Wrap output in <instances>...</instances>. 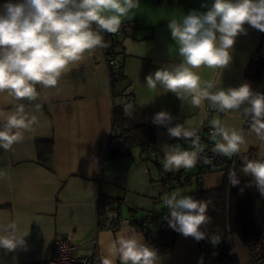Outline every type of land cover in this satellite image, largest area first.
Here are the masks:
<instances>
[{"label": "crops", "instance_id": "crops-1", "mask_svg": "<svg viewBox=\"0 0 264 264\" xmlns=\"http://www.w3.org/2000/svg\"><path fill=\"white\" fill-rule=\"evenodd\" d=\"M7 0H0L3 5ZM18 2V0H13ZM213 0H139V7L132 10L122 23H130L128 31L117 34L118 49L124 53L123 71L132 87V98L143 112L144 119L155 129V152L152 153L163 163L164 145L179 144L170 140L167 129L154 125L155 113L167 111L173 117L172 126L190 120L192 127H199L202 109L195 108L190 98L179 99L171 92L157 86L149 89L145 77L163 66L179 63L176 45L171 37L168 22L180 18L190 10L205 12ZM206 5V7H202ZM247 34L236 38L230 66L224 71L202 68L203 79L215 77L222 87H238L249 83L255 92L264 93V71L256 80L245 77L244 71L252 52L264 58V33L245 25ZM108 64L102 48L86 56L79 66L66 73L56 88L43 89L37 85L39 97L34 102L21 101L26 110L37 117L31 131L25 132L22 141L14 144L10 151L0 148V225L14 221L19 232H28L26 245L14 252L0 249V264H46L51 256L55 239H69L84 244L79 253H88V240L97 237L101 254L106 253L112 239L122 227H133L143 235L145 243L156 234L158 222L151 224L147 231L137 230L131 223H121L116 230L97 226V198L100 194L120 197L123 200L121 214L116 222L127 219L130 209L138 215L146 212L168 215L162 199L167 194L158 181L161 174L154 160L129 155L112 158L105 151L112 127V106L116 96L110 84ZM123 83H118L119 93ZM116 93V92H115ZM124 100V97L119 94ZM17 102L7 94H0V109L12 110ZM39 104L37 111L35 105ZM207 104L203 111L207 112ZM220 119L228 127L243 129L246 144L237 155L226 157L241 163L250 156L264 157V142L255 134L248 133L249 124L236 112L219 113L213 111L212 119ZM219 139V137H217ZM38 140L52 142V152L45 163L38 160L36 143ZM117 142H120L116 140ZM132 149V148H131ZM156 159V158H155ZM221 164L211 171L201 173L197 181L171 189L168 194L196 190L198 187L213 188L221 185L225 170ZM197 168L181 169L179 172L195 174ZM251 191L253 184H249ZM112 206L115 207L114 204ZM254 218L256 220L255 214ZM234 258L244 264L247 253L237 239ZM203 246V248L200 247ZM244 249L245 257L239 250ZM212 256L205 259V253ZM218 250H208L204 243L178 233L173 247L160 254L161 264H213L212 260L223 261L217 256ZM236 256V257H235ZM225 263V262H224ZM119 264V261H117Z\"/></svg>", "mask_w": 264, "mask_h": 264}, {"label": "clouds", "instance_id": "clouds-1", "mask_svg": "<svg viewBox=\"0 0 264 264\" xmlns=\"http://www.w3.org/2000/svg\"><path fill=\"white\" fill-rule=\"evenodd\" d=\"M138 7L139 0H7L0 5V94H7L17 102L12 110L0 109V148L10 151L37 122V117L20 102L36 101L37 85L43 89L56 88L62 77L86 56L98 48H106L101 32L117 33L123 19ZM245 25L264 33V0H213L205 12L190 10L171 19L168 28L179 63L148 74L145 84L153 90L159 85L179 99L190 98L193 107L202 109L204 118H207V112L203 111L205 104L219 113L236 112L248 122V133L264 142V93L253 91L249 83L222 87L215 77L203 79L199 71L227 69L233 59L231 52L236 38L247 34ZM35 108L38 111L40 105ZM124 114L132 115L130 105H125ZM173 119L169 112L160 111L154 114L152 122L165 127L171 138L190 141V150L179 144L164 145L163 169L190 170L201 162L204 152L199 129L190 126V120L172 126ZM210 129V139L215 141L211 148L214 154L237 155L246 144L243 129L228 127L220 119H212ZM202 163L210 164L211 160L204 156ZM241 171L252 178L264 196V158H245ZM3 177L0 171V178ZM228 177L233 185L239 183L235 169L229 171ZM209 203L178 193L162 199L168 209L169 227L197 241L209 235L202 230L212 221L207 215ZM27 235L28 232L18 231L14 221L0 225V249L14 252L23 248ZM211 242L218 243L219 238L211 235ZM98 259L100 264L162 261L158 250L129 226L121 228Z\"/></svg>", "mask_w": 264, "mask_h": 264}, {"label": "trees", "instance_id": "trees-1", "mask_svg": "<svg viewBox=\"0 0 264 264\" xmlns=\"http://www.w3.org/2000/svg\"><path fill=\"white\" fill-rule=\"evenodd\" d=\"M117 34L118 33H108L106 42L108 46L105 48L107 54H104V56L107 63L111 58L115 59L113 67L109 64L108 70L110 73V84L115 95L120 94L124 97V100L114 103L112 112L113 117L116 119V123L113 127L115 132L114 138L125 146V151H113L111 153H107V155L112 158L129 155L131 148L137 146L141 148L140 153L143 155L145 154L146 159H149L146 155L154 153L156 148L150 146V144L155 141L156 129L144 119L143 112L136 103L135 99L132 98L133 91L131 90L129 93L125 94V91L129 86H131V83H129L127 76L123 71L125 56L123 51L118 49L120 44L116 38ZM109 54L111 56H108ZM262 71H264V58L260 56L258 48H256L247 62L244 75L250 80H256L261 76ZM118 83L124 84L119 93L116 90ZM125 105L131 106V116H126L124 114ZM208 112V116L210 117L213 110L209 108ZM210 141L215 144V141L211 139ZM184 146L187 147L190 145ZM36 149L38 160L45 163L51 155L52 142L49 140H38L36 143ZM226 159V156H223L222 161L219 164L221 165L225 163V166L223 167L225 170V178L221 185L207 189L198 187L196 190L185 192L183 196L191 195L197 200L210 201L207 215L212 217V221L206 225L205 228H202V230L209 233V235L207 238L200 240L199 243L203 244L205 241L211 240V235L215 237L221 235L226 242V250H228L229 242L233 244L231 245L232 250L231 252L228 250V253L225 252L228 254V257L226 254L222 255L223 253L220 251L216 254L222 259V261L225 262H223V264H228V261H230V264H233L232 253L235 254V239H237L241 244H245L250 240H259L260 233L254 218V196L249 188L251 179L248 175H245L241 171L243 165L241 160L237 158L232 166V161ZM154 161L158 165L161 172L158 181L161 185H163L164 192L166 191L165 193L167 195L173 188L183 186L194 180H199L201 173L204 172L202 167L197 166L195 167L198 171L195 174L185 173L182 175L180 172H165L163 169V163L158 162L157 157ZM213 168L215 167H208V171H211ZM231 169H235L239 179V183L236 185H233L228 177ZM175 176L176 178L179 177L182 181L180 185L171 183V180ZM107 204L115 205V209L117 210L119 217L123 207L122 198L109 197L107 195L100 194L96 202L97 215H102L104 213L103 209ZM130 210L131 211L129 212L128 217L130 215L133 216L130 223L137 230L147 231L151 224L159 221L156 234L150 241L147 242L148 245L157 249L159 254H163L173 247L178 232L169 227L166 219L169 214L165 215L146 212L142 215H138L137 210ZM97 226L104 225L103 223H98Z\"/></svg>", "mask_w": 264, "mask_h": 264}, {"label": "built area", "instance_id": "built-area-1", "mask_svg": "<svg viewBox=\"0 0 264 264\" xmlns=\"http://www.w3.org/2000/svg\"><path fill=\"white\" fill-rule=\"evenodd\" d=\"M160 1L167 3L172 0H160ZM129 27H130L129 23L124 22L121 24L119 31H128ZM101 35L103 36L104 41L107 42L108 33L101 32ZM102 51L103 54H107L105 48H102ZM108 56L111 55L109 54ZM107 64H108V68H109V64L111 67H113L115 64V59L111 58ZM131 90L132 87L129 86L125 91V94L129 93ZM209 108L210 107L207 105L206 109L208 111ZM112 121H113V125H115L116 119L114 117ZM198 129H199L198 134L201 137V144L204 146V152L201 154V162H198L196 166L202 167L204 169V172H207L208 167L218 166L221 163L223 156L214 154L211 151V148L214 146V144L210 141L211 129H210V117L208 115L207 118L203 121V126L198 127ZM114 134H115L114 129H112L108 142L105 147L106 153H111L113 151L115 152L125 151V146L115 140ZM169 139L172 141L178 140L183 145H190V141L187 140L171 138L170 136ZM150 146L155 147V143H151ZM204 156H207L211 160L210 164L202 163ZM260 158H264V157L250 156L248 159H260ZM234 162H235V158L232 160V166ZM250 179H251V183L253 184L252 193L254 196V214L256 217V223L258 225L260 237L259 240L257 241L250 240L244 244L247 253V259L244 264H264V196L260 194L254 182L252 181L251 177ZM181 182L182 181L180 180V178L179 177L176 178V176L171 180V183H174L175 185H180ZM103 211L104 213L102 215L98 214L96 217L97 225L98 223H103L104 226L114 230L117 229L121 223H126V222L130 223L131 218L133 217L132 215H130L128 219L121 220V222H116L115 219L118 218V212L114 206L107 204L104 206ZM86 246L88 247L89 252L79 253L78 250L83 248L84 244L75 243L70 241L69 239L57 238L53 242L51 256L47 260L46 264H100L98 257L101 254V250L98 244L97 237L94 235L90 240H88ZM200 247L203 248L202 245H200ZM211 256H212L211 253L206 252L204 254L205 259H208ZM232 260H233V264H238L234 258L233 253H232Z\"/></svg>", "mask_w": 264, "mask_h": 264}, {"label": "rangeland", "instance_id": "rangeland-1", "mask_svg": "<svg viewBox=\"0 0 264 264\" xmlns=\"http://www.w3.org/2000/svg\"><path fill=\"white\" fill-rule=\"evenodd\" d=\"M130 28V27H129ZM120 32H122V31H119V32H117V33H120ZM116 100H118V101H122V97L121 96H119V95H117L116 96ZM113 106H114V104H113ZM112 106V107H113ZM113 109V108H112ZM113 127H114V125H113ZM113 127H112V129H113ZM200 127V126H199ZM112 131V130H111ZM179 142V141H178ZM189 148H190V146H189ZM141 152V148L140 147H137V146H135V147H133L132 149H131V155L132 156H134V157H138L139 156V153ZM141 154V153H140ZM146 156H148V158L149 159H151V160H154L156 157H155V155H153V154H147ZM195 168V167H194ZM104 227H106V226H104ZM114 230V229H113ZM116 230V229H115ZM217 238H219V242L218 243H215V244H213L212 242H211V240H207V241H205L204 242V245H205V247L208 249V250H213V249H217L218 251H220V252H222L223 254L222 255H224V254H226V253H228V250L231 252V250H232V247H231V245H233L231 242H229V244H228V250H226V242H225V240L222 238V236L221 235H219V236H216ZM236 240V239H235ZM238 243V242H237ZM236 242L234 243V246H236V244H237ZM98 244H99V242H98ZM239 244V243H238ZM242 247H244V244L243 245H241ZM100 247V246H99ZM225 248V249H224ZM236 249V255L238 256L239 255V252L237 253V248H235ZM244 249H245V247H244ZM244 249H242V252H241V250H239L240 251V253H243V256L245 257V251H244ZM101 250V249H100ZM226 252V253H225ZM226 256L228 257V254H226ZM229 259V258H228ZM224 262V261H223ZM229 263L228 264H230V261H228ZM212 263L213 264H221L220 263V261L219 260H216V259H213L212 260Z\"/></svg>", "mask_w": 264, "mask_h": 264}]
</instances>
